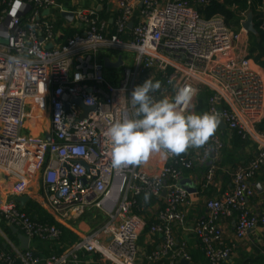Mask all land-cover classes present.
I'll return each instance as SVG.
<instances>
[{
	"label": "built area",
	"instance_id": "built-area-1",
	"mask_svg": "<svg viewBox=\"0 0 264 264\" xmlns=\"http://www.w3.org/2000/svg\"><path fill=\"white\" fill-rule=\"evenodd\" d=\"M88 1L0 0V222L30 243L58 241V228L22 211L18 201L25 197L37 198L58 223L74 224L89 211L101 213L105 221L61 254L46 258L5 239L10 253L0 251V263L84 264L86 257L96 256V264H137L143 227L134 209L146 210V201L140 207L136 201L145 194L164 205L149 231L160 235L162 243L145 255V262L189 263L186 244L172 231L174 224L184 225L191 203V194L181 186L183 173L202 168L205 186L216 188L225 142L217 127L204 146L184 157L168 154L169 164L154 177L138 166L113 169L104 133L114 122L133 118L130 94L151 78L161 83L152 93L157 100L188 88L196 107L198 95L210 92L206 113L218 114L227 132L256 148L254 159L231 174L230 190L208 200L205 216L191 229L207 263L224 264L233 250L224 242V221L234 220L235 241L264 228V213L249 205L257 196L255 176L264 164V132L257 130L264 119V72L248 59L247 18L235 33L222 18L205 19L184 0H94L100 9L105 2L108 13L115 4L116 13L107 22ZM62 14H71L72 21ZM69 31L74 32L71 37L66 36ZM101 50L134 56L133 70H124L118 87L103 76L106 68L97 56ZM78 99L96 108L86 119L75 104ZM46 113L45 131L30 135L28 121L33 122L29 130H36ZM259 187L264 194V185Z\"/></svg>",
	"mask_w": 264,
	"mask_h": 264
},
{
	"label": "clouds",
	"instance_id": "clouds-1",
	"mask_svg": "<svg viewBox=\"0 0 264 264\" xmlns=\"http://www.w3.org/2000/svg\"><path fill=\"white\" fill-rule=\"evenodd\" d=\"M10 60L16 62L14 57ZM160 88L161 83L151 78L134 87L129 98L133 118L116 121L106 129L113 169L139 166L153 154L167 157L198 149L215 134L219 115L191 111L195 105L190 89H177L171 99H154L152 93ZM144 198L147 201L148 194Z\"/></svg>",
	"mask_w": 264,
	"mask_h": 264
},
{
	"label": "trees",
	"instance_id": "trees-1",
	"mask_svg": "<svg viewBox=\"0 0 264 264\" xmlns=\"http://www.w3.org/2000/svg\"><path fill=\"white\" fill-rule=\"evenodd\" d=\"M184 1H186L191 7H194L196 11L205 19H210L213 17L222 18L226 26L235 33L241 30L242 24L245 22L248 14H251L255 34L248 35V59L250 60L251 65L254 69H258L264 72V0H209V3L205 5L199 4L201 0ZM97 16L100 20H105L107 22H109V20L111 19V15L107 11L105 2H102L101 10L97 13ZM110 28L111 30H113L112 25H110ZM73 34L74 32L69 31L67 32L66 36L71 37ZM210 97L211 93L208 91H202L198 95L195 107V111L197 114L206 113L207 102ZM257 130L259 132H264V119L262 123L257 127ZM218 131L221 133L219 129ZM222 140L225 142V148L220 155L218 164L221 169H226L227 171L225 173L218 172L219 174H216L215 182L218 175H222L225 178H229V180H231L230 176L238 166L246 165L254 159H246L241 155L242 152H244L248 147H251V144L247 140H243L242 137L239 136L236 132H226L224 135H222ZM184 156L185 153L179 155V157ZM192 172L193 171H184L183 176L187 178ZM259 176H261L264 180V164H260V170L257 172L255 180H257ZM218 189V195H222L223 193H225L221 190L218 184L216 188H214L213 186H205V181L203 180L197 191L198 193L206 192L212 194L213 191H216ZM144 197L145 196H140L136 198L138 207H140L143 201H145ZM162 202V199L149 197V199L144 203L146 210L142 213H138L137 210L134 209V214H136V216H144V214H146L147 212V209H149L155 203H159L161 205L159 210H162L164 208ZM21 209L32 220L39 223L48 224L49 226H54L61 232V237L58 241L42 243L34 240L31 242V244L38 243L41 246L44 244L49 245L52 243H57L59 245H63L64 243L72 240L71 234L67 230L62 228L58 222H56L45 212V210L37 202V198L33 199L32 201L29 200ZM156 224V219L155 221L146 223L144 232L140 237V242L149 233L151 227ZM0 226L10 242L17 247L19 245L17 237L12 235L9 227L5 224L4 221L0 222ZM19 233L22 234L21 232ZM3 245L4 241L0 238V251L4 253H10V249L5 248ZM28 250L31 251L35 257L46 258L50 255H59L63 252L64 249L52 248V250H44V248H33L32 246H30ZM151 252L152 251H147L146 254H149ZM245 264H264V256H261L256 260H250Z\"/></svg>",
	"mask_w": 264,
	"mask_h": 264
},
{
	"label": "crops",
	"instance_id": "crops-1",
	"mask_svg": "<svg viewBox=\"0 0 264 264\" xmlns=\"http://www.w3.org/2000/svg\"><path fill=\"white\" fill-rule=\"evenodd\" d=\"M58 1L61 2L62 0H58ZM161 1L162 3H166V2H172L173 0H161ZM87 5L91 7H97L96 9L98 10V12L101 10L99 4L96 3L94 0H89ZM115 13H116L115 4H112L109 9V14L113 17ZM245 38L248 41V35H246ZM193 111L196 113L195 110ZM218 129L221 131V133L218 131V134L222 138V135H224L227 131L226 129H223L220 126V124L218 126ZM191 150L193 149H188L185 154H187L188 152L190 153ZM241 155L246 159L248 158L252 160L256 156V148L254 146L248 147L244 152H242ZM168 164H169V161L166 157H163L160 154H153L148 162L139 165L138 168L142 170L143 172H145L147 175L154 177L159 173V171L164 166ZM224 170L226 169H223V171H219V173H225L227 171V170L226 171ZM204 171L205 170L202 168H196L189 175V177L187 178L184 177V179L182 180V182L186 184V186H188L191 189H194L195 193L191 194L190 196L191 203H190V206L186 208L187 216H186L184 225L180 226V225L174 224L172 226V231H173V234L176 240L178 242H184L187 246V253L190 258L189 264H208L204 254L202 253L200 249L199 242L196 240V238L191 233V229L194 227V224L198 219L203 218L205 216V203L210 199L220 196L217 194L219 192V189L216 191H213L212 194L206 193V192L198 193L197 189L204 180ZM255 182H256V186L258 187L257 196L249 201V205L254 212L261 214V213H264V194L262 192V189L259 186L264 185V180L262 179L261 176H259L257 180H255ZM216 183L220 186L223 192H227L231 188V180H229V178L228 179L225 178L222 175H218L216 179ZM30 199L32 198H29L28 201ZM160 207L161 205L159 203L158 204L155 203L153 206L147 209V212L146 214H144V216L143 215L137 216L143 227L140 237L142 236L144 232L146 223L155 221L156 215ZM92 212L94 213L97 211H92ZM103 223H101L99 226H101ZM59 224L62 228H64L71 234L72 240H70L67 243H64L63 245L52 243L49 245L44 244L40 246L38 243H34V244L30 243L31 245L29 244V247L30 246H32L33 248L40 247L41 249L44 248V250L45 249L52 250V248L54 249L62 248L66 250L69 247H71L83 234H85L86 231L85 230L82 231L83 227L86 229L92 228V230H95L96 228L99 227V226L94 227L93 223H87L84 225L81 223L76 224V222L74 224L63 222ZM222 226H223V238H224L225 244L228 246L233 245L231 256L224 264H245L250 260H256L257 258L264 256V228H258L248 233V235L242 241H235L234 220L224 221L222 223ZM0 238L4 241V243H5V239L10 242L8 237L3 232L1 226H0ZM161 243H162V238L160 235L152 236L148 233L141 242L139 238L138 246L140 250V255H139L137 264H147L144 259L147 251L157 250L160 247ZM3 246L5 247V244ZM17 247H19V245ZM96 260H97L96 256L86 257L84 264H96L97 262Z\"/></svg>",
	"mask_w": 264,
	"mask_h": 264
},
{
	"label": "rangeland",
	"instance_id": "rangeland-1",
	"mask_svg": "<svg viewBox=\"0 0 264 264\" xmlns=\"http://www.w3.org/2000/svg\"><path fill=\"white\" fill-rule=\"evenodd\" d=\"M98 60L99 62L103 61L104 59H110L111 61L117 59L119 56L122 57V60L125 62L124 66L119 68V69H106L104 71V78L105 80L113 87H118L120 82L123 79V72L125 69L127 70H133L135 64H134V56L132 54L126 53V52H122V51H113V50H101L98 52ZM43 110V108H42ZM33 122L32 119H30L28 121V127L29 129L32 127ZM37 129L36 130H29L30 135L35 136V135H39L42 134L43 131H45V127L47 126V113L44 114V117L42 118V121H38L37 123ZM27 134V133H24ZM32 187L34 188V190H36V187L34 185H32ZM31 201L33 199H30ZM80 221V222H79ZM105 221V218L101 215V213L99 212H92L89 211L88 215L86 213V216L80 218L77 223H81V224H87V223H93L94 227L95 226H99L101 223H103ZM82 226V225H81ZM83 227V226H82ZM85 230V234L92 232V228L86 229V228H82V231ZM33 244V243H32Z\"/></svg>",
	"mask_w": 264,
	"mask_h": 264
},
{
	"label": "water",
	"instance_id": "water-1",
	"mask_svg": "<svg viewBox=\"0 0 264 264\" xmlns=\"http://www.w3.org/2000/svg\"><path fill=\"white\" fill-rule=\"evenodd\" d=\"M47 14V13H45ZM62 17L67 20L68 22L72 21V15L71 14H62ZM131 25H129V29H131ZM243 29L244 31L247 33V35L250 34H255V30L253 27V22H252V15L248 14L247 20L246 22L243 24ZM48 49H51V46L48 47ZM104 66L106 69H119L121 67H123V61H122V57L119 56L117 58V61L115 63H112L109 59H104L103 60ZM75 104L82 110L83 112V116L82 119H86L87 115L94 112L95 111V107H86L84 106L83 102L81 99H78L77 101H75ZM65 111H68V107H65ZM220 126L223 129H226V126L224 125L223 122L219 123ZM50 138L47 137V140H49ZM86 169H88V167L85 164H82ZM181 186L183 189H185L189 194H193L195 193L194 189L189 188L188 186H186V184H184L183 182L181 183ZM28 197H25L24 199H21L18 201L20 208H23L26 204V202L28 201ZM12 235L17 237L18 243H19V249L21 251H27L29 249V240L27 238H25L22 234H20L18 232L17 229H15L14 227H10L9 228ZM182 264H189L188 262H182Z\"/></svg>",
	"mask_w": 264,
	"mask_h": 264
}]
</instances>
